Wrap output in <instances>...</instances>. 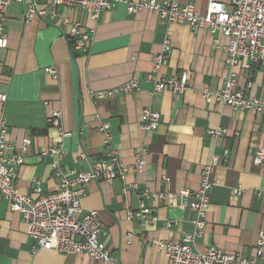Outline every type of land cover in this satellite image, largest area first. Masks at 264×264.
Here are the masks:
<instances>
[{
    "label": "crops",
    "instance_id": "0c3cea01",
    "mask_svg": "<svg viewBox=\"0 0 264 264\" xmlns=\"http://www.w3.org/2000/svg\"><path fill=\"white\" fill-rule=\"evenodd\" d=\"M48 1L37 0L41 6ZM178 1L193 4L202 16L207 13L209 0ZM217 1L228 11L234 8L233 0ZM28 3L13 4L6 13L8 47L0 66V84L8 97L0 103V125L6 121L10 145L24 160L17 179L19 191L37 198L36 183L45 193L59 188L52 158L41 155L44 148L62 147L65 171H84L90 162L103 160L104 138L98 128L100 122L108 123L123 163L134 165L137 151L145 147L147 164L141 174L128 173L125 181L89 184L82 207L99 213L104 224L102 240L119 264H171L155 241H182L194 232L197 214L189 208L190 201L180 209L170 207L168 200L179 201L183 190L197 192L202 167L212 156L228 151L227 162L214 173L206 231L194 248L203 252L216 245L225 253L254 258L258 236L264 232V201L255 194L264 191V168L254 165L253 157L264 149V117L234 110L202 94L205 89L215 92L223 87L229 71L216 40L222 46L229 40L212 35L208 28L193 32L186 24L167 23L153 11L130 15L123 3L102 12L97 22L78 5H61V18L48 16L26 23ZM63 18L70 25L64 26ZM78 21L94 31L88 55L71 47L70 27ZM167 36L171 51L156 71L161 77L189 73L191 89L180 97L170 92L152 94V84L146 82ZM48 68L57 71V78L45 72ZM135 80L140 81V89L129 94L106 100L90 96ZM248 83H252L249 94L264 102V65L239 72L240 87ZM145 109L161 115L159 127L148 133L140 129ZM53 111L61 113V127L68 136L48 125ZM217 128L225 129L226 135L212 138L208 130ZM25 139L32 144L22 151ZM133 184L151 195L167 196L164 201L153 196L145 200L154 219L145 225L128 219L141 200ZM238 186L244 190L241 196L232 193ZM170 220L176 225L167 229L165 223ZM130 234L133 237L128 239ZM34 247L23 217L0 197V264H104L87 255L47 250L33 254Z\"/></svg>",
    "mask_w": 264,
    "mask_h": 264
},
{
    "label": "built area",
    "instance_id": "2783aa9c",
    "mask_svg": "<svg viewBox=\"0 0 264 264\" xmlns=\"http://www.w3.org/2000/svg\"><path fill=\"white\" fill-rule=\"evenodd\" d=\"M25 0H0V66L1 55L8 47V37L5 33V18L8 9L16 3ZM123 3L128 14L142 10L153 11L167 23L188 25L193 32L208 28L212 35L226 37L228 44L222 46L218 40L217 46L225 53V66L228 77L223 87L215 92L205 89L203 97L215 99L226 107L245 113H255L264 117V102L249 94L252 83L245 87L239 85V72L250 71L254 66L264 65V0H233V10L228 11L226 5L217 0H209L206 15L202 16L193 4H182L178 0H49L47 5L41 6L37 0H29L25 9L26 23L35 18L50 17L52 20L61 18L58 7L61 5H78L90 18L97 22L102 12L110 11L116 4ZM64 26L70 25L67 18L62 19ZM93 30H88L82 22H74L70 27V43L73 51L88 55L93 42ZM171 51L170 37L167 36L162 53L155 57V71L146 76V82L152 84V94L170 92L180 97L191 89L190 75L183 72L179 76L161 77L156 71ZM54 78L57 71L53 68L45 69ZM140 89V81H132L110 91L90 93L96 100H106L116 96L129 94ZM7 93L0 84V103L7 101ZM99 119V115H96ZM62 115L53 111L47 118L48 125L59 130L61 136L69 134L61 127ZM161 123V115L150 109L142 112L140 129L144 133L156 130ZM99 132L104 138L105 155L101 161H92L84 171L62 169L64 152L61 146L44 148L41 155L52 158V166L59 179L56 191L45 193L40 184L36 183L33 192L37 198L22 194L18 187L19 169L23 165V157L13 151L8 140L9 129L6 121L0 125V197L9 205L12 212L19 213L26 225L27 234L35 242L33 254L40 250L54 251L65 255H87L104 264H119L118 259L111 254L104 244V224L97 211H87L82 207V199L87 195V187L91 183H112L114 180L125 181L128 173L141 174L146 167L148 149L141 147L136 153V161L132 166L123 163L119 151L113 145V134L110 125L100 122ZM212 138L226 135L223 128L209 129ZM32 141H22L21 150L26 151ZM229 152L214 155L201 170L200 186L197 192L183 190L179 194V201L168 200L170 207L185 209L188 201L189 208L197 214L193 221L194 232L183 237L182 241H155L158 249L163 251L171 264H264V232L258 236L256 255L254 258L242 257L238 254L225 253L218 246L213 245L198 252L194 248L197 238L206 231V215L210 206L209 193L216 185L214 173L225 164ZM84 157V155H83ZM253 164L264 168V149L256 151ZM164 180L168 177L164 176ZM131 188L138 191L139 202L136 211L128 213V219L139 220L142 225L152 222L153 212L146 204V199L153 196L157 200H166L164 193L152 194L147 190H138V185ZM244 190L241 186L233 189L235 196H241ZM257 197L264 201V191H256ZM176 225V221L165 223L169 229ZM133 235H129L131 239ZM143 241L149 243L144 237Z\"/></svg>",
    "mask_w": 264,
    "mask_h": 264
}]
</instances>
